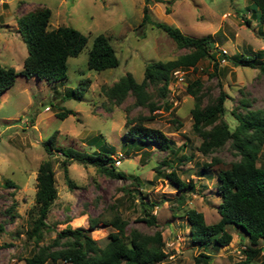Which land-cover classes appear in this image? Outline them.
<instances>
[{
	"label": "rangeland",
	"instance_id": "rangeland-1",
	"mask_svg": "<svg viewBox=\"0 0 264 264\" xmlns=\"http://www.w3.org/2000/svg\"><path fill=\"white\" fill-rule=\"evenodd\" d=\"M164 1L168 2L146 3L150 18L170 24L185 35L207 38L215 46L212 49L218 65L213 70L211 63L202 59L194 69L176 68V74L173 70L163 103L153 93L151 98L160 108L150 111L136 105L130 93L119 104H112L102 91L126 72L139 82L145 64L174 59L187 51L179 48L160 28L152 24L139 25L144 0H0V64L16 71L26 56L16 20L34 7L49 9L47 30L66 25L87 36L79 54L67 58L64 79L49 83L17 75L12 86L0 95V264H24V258L48 243L55 232L65 226L86 230L90 238L103 246L107 233L114 231L104 223L114 216L127 221V230L145 233L160 230L166 257L158 264H192L199 249L190 244L186 235L188 226L182 215L171 213L168 206L181 195L182 206L200 211L205 223L217 221L215 206L219 199L215 194L214 176L238 156L228 143L208 154L196 150L200 139L191 130L189 110L193 98L185 92V85L198 78L203 86V103L223 91L226 98L222 118L229 129L236 123L230 114L233 107L239 112L244 109L263 111L264 72L258 69V63L255 67L235 65L231 57L264 49V26L252 15L251 0ZM245 19L250 22L245 23ZM96 34L108 38L118 58L116 67L101 71L87 68L86 51ZM222 50L225 51L224 61H220ZM174 75L182 79L177 80ZM79 80H85L86 86L81 99L76 100L69 93ZM153 91L152 87L148 88V92ZM240 100H245L246 104L240 105ZM172 106L175 112L171 114ZM65 108L73 113L64 118L55 115ZM148 115L153 118L144 120L143 124L163 132L171 140V147L178 150L175 155L167 154L150 142L133 147L123 137L131 120ZM171 119H177L180 126L174 127ZM54 131L56 147L88 153L103 148L113 157L120 153L119 164L113 163L114 169L136 176L140 186L130 183V178L107 175L95 166L75 161L67 166V175L73 183L69 186L60 166L61 156L54 150L47 154L42 145ZM182 143L185 146L182 147ZM180 154L188 160L179 162ZM45 158L52 164L56 193L45 218L48 228L34 241L26 237L25 229L29 228L37 208L35 174L39 162ZM211 158H216L217 162L202 168ZM162 160L170 166H162ZM257 164L264 165V146L259 150ZM155 167H160L162 173L174 168L177 177L186 182L190 179L194 189H175L162 174L155 176ZM5 179L12 184L6 186ZM125 188L127 192L139 189L157 204L151 211L156 218L155 226L149 227L138 220L142 211ZM90 218L96 219L92 228L88 227ZM227 230L231 234L228 244L207 249L209 264H231L242 259L241 248L248 245L247 238L231 225ZM259 260L260 257L249 264H260ZM43 264L67 263L48 261Z\"/></svg>",
	"mask_w": 264,
	"mask_h": 264
},
{
	"label": "trees",
	"instance_id": "trees-1",
	"mask_svg": "<svg viewBox=\"0 0 264 264\" xmlns=\"http://www.w3.org/2000/svg\"><path fill=\"white\" fill-rule=\"evenodd\" d=\"M144 1L139 25L152 24L160 28L179 48H185L187 51L174 59L155 60L145 64L139 82L126 72L110 86L104 87L102 91L106 100L112 104H119L130 93L136 105L145 106L153 111L159 109L160 104L155 103L151 96L154 93L156 99L163 103L173 70L194 69L202 59H207L212 69L216 70L218 59L215 58L212 49L215 47L214 44L207 38L185 35L170 24L153 21L150 18L146 3L168 1ZM250 2L253 6L252 15L256 17L258 24L264 26V0ZM49 14V9L46 7H34L16 20L17 31L25 44L26 56L21 68L17 71L10 66L0 64V95L12 86L17 75L25 78L34 77L49 83L61 81L66 76L67 58L77 56L85 47L87 36L71 26L59 25L47 30ZM244 21L247 24L250 22L249 19ZM86 57L87 68L94 71L114 68L118 65L115 51L103 34L92 37ZM233 57L231 59L235 65L255 67V63H258V69L264 72V49L251 54L240 53ZM220 58H225L221 52ZM85 86V80H79L71 89L69 96L80 100ZM149 87L154 89L152 94L148 92ZM202 87L199 79L194 78L186 83L184 89L193 98L189 114L192 120L191 130L200 139L196 150L201 154H208L228 143L238 159L230 163L229 167L219 169L215 173L214 178L217 182L215 194L219 199L215 206L219 216L217 221L205 223L200 211L182 206L181 195H178L175 198L176 202L168 207L171 213L182 215L188 226L186 235L190 244L199 249L193 256L192 264H209L210 254L207 249L228 244L231 239V234L227 230L229 225L240 230L248 241V245L241 250L242 259L231 264H249L253 259L258 260V257H260L259 263L264 264V252L261 253L264 249V165L257 164L259 150L264 146V110L244 109L239 112L236 107H233L230 114L236 123L233 129H229L222 118L225 93L220 90L217 95L209 97L207 102L203 103ZM239 104L245 105L246 101L240 100ZM174 106L170 109L171 114L175 112ZM60 110L55 115L61 118L73 113L67 108ZM152 118L150 115L134 118L129 122L130 125L123 133V137L133 147L139 148V145L150 142L160 150L166 151L167 154L175 155L178 150L171 147V140L163 132L143 124L144 120L148 121ZM171 122L176 128L180 126L177 119H171ZM55 136L54 131L42 142V145L47 154L54 150L61 156L60 166L69 186L73 185L67 175V166L71 161L95 166L102 173L117 178H130V183L140 186L141 183L136 176H129L114 169V161L107 149L98 148L88 153L71 147H56ZM183 146H185L184 143H182ZM177 160L186 161L188 157L180 154ZM216 162V158H211L209 162L201 166L207 168ZM160 164L170 166V163L164 160L160 161ZM154 171L155 176L160 177L162 174L163 179L168 180L177 190L194 189L191 180L186 182L179 179L174 168H170L167 173H162L160 167H155ZM53 174L49 158L39 162L35 174L34 203L37 208L34 209V217L30 221L29 228L25 229L26 237L34 241H38L43 229L48 228L45 218L56 193ZM4 184L7 186L12 183L5 179ZM124 191L127 192L128 189L125 188ZM127 195L132 202L137 200V205L142 211L138 220L149 227L155 226L156 218L151 211L157 204L150 201L146 193H141L136 188L132 192H127ZM95 225L96 219L90 218L88 227L92 228ZM104 225L112 227L114 231L107 233V240L103 246H99L94 239L90 238L86 230L65 226L56 231L48 243L38 247L37 251L24 258V264H43L48 261L51 263L60 261L67 264H158L165 259L166 253L163 250L160 230L155 229L151 233L139 232L135 229L127 230V221L119 216H114Z\"/></svg>",
	"mask_w": 264,
	"mask_h": 264
},
{
	"label": "built area",
	"instance_id": "built-area-1",
	"mask_svg": "<svg viewBox=\"0 0 264 264\" xmlns=\"http://www.w3.org/2000/svg\"><path fill=\"white\" fill-rule=\"evenodd\" d=\"M221 52H222V54H225V51H224V50H222ZM220 61H224V58H221ZM177 71H178V70H175V71H173V73L176 74ZM174 76L176 77V75H174ZM177 77H178V78H177ZM177 77H176L177 80H181V79H182V78H181L180 76H178V75H177ZM118 155H120V154H118ZM114 161H115V164H117V163H118V157H114Z\"/></svg>",
	"mask_w": 264,
	"mask_h": 264
},
{
	"label": "clouds",
	"instance_id": "clouds-1",
	"mask_svg": "<svg viewBox=\"0 0 264 264\" xmlns=\"http://www.w3.org/2000/svg\"><path fill=\"white\" fill-rule=\"evenodd\" d=\"M118 154H120V153H118ZM118 154L115 156V157H118V163H117V164H119V157H120V155H121V154H120V155H118ZM112 159H113V161H114V157H113V156H112ZM113 163L115 164V161H114ZM242 249H243V248H241V250H242ZM239 252H240V250H239Z\"/></svg>",
	"mask_w": 264,
	"mask_h": 264
},
{
	"label": "crops",
	"instance_id": "crops-1",
	"mask_svg": "<svg viewBox=\"0 0 264 264\" xmlns=\"http://www.w3.org/2000/svg\"><path fill=\"white\" fill-rule=\"evenodd\" d=\"M34 78V77H33Z\"/></svg>",
	"mask_w": 264,
	"mask_h": 264
}]
</instances>
